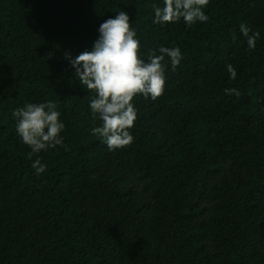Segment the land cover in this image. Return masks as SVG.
Instances as JSON below:
<instances>
[{"label":"trees","instance_id":"obj_1","mask_svg":"<svg viewBox=\"0 0 264 264\" xmlns=\"http://www.w3.org/2000/svg\"><path fill=\"white\" fill-rule=\"evenodd\" d=\"M153 5L0 0V264H264V0H209L191 26L154 24ZM120 11L145 62L161 46L182 60L165 57L164 94L134 99L133 142L110 151L65 54L91 50ZM48 101L63 146L29 158L13 111Z\"/></svg>","mask_w":264,"mask_h":264},{"label":"clouds","instance_id":"obj_2","mask_svg":"<svg viewBox=\"0 0 264 264\" xmlns=\"http://www.w3.org/2000/svg\"><path fill=\"white\" fill-rule=\"evenodd\" d=\"M164 7L153 5L155 11L154 24H170L179 21L191 26L197 22H206L204 8L209 0H163ZM239 30L247 38L250 49L256 46L259 32H253L245 23L239 25ZM99 37L91 50H85L75 59L70 53L65 56L75 69V76L87 91L94 93L90 100V110L101 125L92 129V134L102 139L110 151L130 146L133 136L130 129L135 126L137 110L134 99L142 96L144 99L157 100L164 94L166 84L165 57L170 59L171 70L175 71L182 60L179 47L161 46L151 50L148 62L140 56V41L132 28L127 12L120 11L114 18H109L100 24ZM236 40L235 32L232 36ZM230 79L235 80L236 69L227 65ZM228 95L239 97L237 89H225ZM57 104L27 103L13 111L16 120V132L22 142L27 145L32 154L47 151L57 145L63 146L60 136L65 125L60 121ZM32 167L39 175L46 170V165L37 159Z\"/></svg>","mask_w":264,"mask_h":264}]
</instances>
